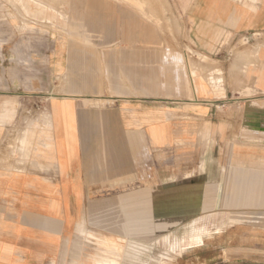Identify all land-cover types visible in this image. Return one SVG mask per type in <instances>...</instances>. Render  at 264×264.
<instances>
[{"label": "crops", "instance_id": "1", "mask_svg": "<svg viewBox=\"0 0 264 264\" xmlns=\"http://www.w3.org/2000/svg\"><path fill=\"white\" fill-rule=\"evenodd\" d=\"M185 12L208 62L195 89L176 91L181 102L165 94L163 107L81 94L94 90L77 80L93 59L73 44L0 37V264H61L63 238L77 234L117 242L109 258L75 264H197L188 252L264 264V0H192ZM78 15L98 59L133 91L168 92L178 74L159 42ZM240 35L243 51L220 45ZM98 210L114 225L90 221Z\"/></svg>", "mask_w": 264, "mask_h": 264}, {"label": "rangeland", "instance_id": "2", "mask_svg": "<svg viewBox=\"0 0 264 264\" xmlns=\"http://www.w3.org/2000/svg\"><path fill=\"white\" fill-rule=\"evenodd\" d=\"M191 1L0 0V37L28 36L44 38L45 49L52 47L51 39L61 42L62 46L73 44L89 52L93 59L90 60L93 63L91 68H81L85 74L87 73L86 76L77 78V80L82 83L86 80L91 81L94 85V90L81 92V94L87 95L99 103H105L106 100L135 96L143 104L151 102L154 104L153 102L157 101L156 105L163 107L165 105L164 100H166L165 94L171 97L172 93H174V101L178 98L177 102H181L182 97L180 93L178 96L176 91L182 94V87L189 88V84L195 89L194 74L204 72L203 64L208 62V57L198 53L191 45L188 37L185 9ZM80 10L88 15L93 27H98L102 30V27H105L107 23L110 24V20L114 19L117 23L116 27L119 25L127 36H130L131 40H140L149 45L159 42L156 45L160 51L165 50L171 53L173 57L172 66H174L172 68L170 65L168 72L172 73L173 71L178 75L176 80L174 76L169 75V78L167 77L169 83L163 86L167 88L168 92L161 91L157 97H154L143 89L140 92L133 91L131 85H128L127 78L120 71L103 65L96 53L98 51L96 47L98 48L100 45H95L88 37L83 21L78 15ZM114 16L116 18H113ZM247 41L248 39L244 35L237 37L226 36L222 39L220 45L225 47L229 53L237 54L249 45ZM0 47L3 51L4 44H0ZM2 65L4 66V61ZM68 76V73H64L51 78V80L59 85L66 81ZM175 105L179 104L176 103ZM110 217L109 214L104 215L98 210L95 211V215L92 216L90 221L105 226L107 224L112 226L115 220H110ZM98 238L99 244L95 236L86 237L77 234L63 238L61 264H75L85 261L88 256H95L97 253L100 257L109 258L108 249L111 242H117V237L98 236ZM189 238L195 241L196 236H190ZM152 254L155 255V253ZM204 254L206 253L188 252L183 254V258L195 260L197 264H206L201 259ZM209 254L211 255L212 253ZM216 254L220 256L219 258L217 257V261L215 260V264H232L230 257L223 252ZM180 256V253H173V258H180Z\"/></svg>", "mask_w": 264, "mask_h": 264}]
</instances>
